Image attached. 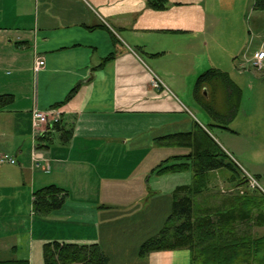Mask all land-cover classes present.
<instances>
[{"label": "crops", "instance_id": "obj_1", "mask_svg": "<svg viewBox=\"0 0 264 264\" xmlns=\"http://www.w3.org/2000/svg\"><path fill=\"white\" fill-rule=\"evenodd\" d=\"M149 1L0 0V95L13 97L0 110V152L17 160L3 169L0 165V171L13 169L19 183L29 184L32 191L51 184L67 191L60 209L37 219L38 238L32 237L31 219L24 253L15 241L11 247L2 246L0 256L6 257L0 259L44 264L42 245L57 241L98 243L112 264L110 254L139 251L141 243L157 233L170 214L174 189L190 184V170L152 173L155 182L146 189L143 177L156 167L158 152L165 151L157 140L189 132L196 123L209 125L202 122L210 118L206 111L202 121L191 111L198 105L193 94L196 79L218 69L240 89V70L264 50V39L253 48L262 25L254 34L253 23L245 18L248 0H166L162 8ZM38 60L44 65L34 71ZM153 78L159 87L152 85ZM33 108L57 110L71 138L64 143L57 132L49 140L35 138ZM35 148L43 157L37 168L31 160ZM168 150L175 151L172 155L184 153ZM225 151L244 173L261 179L251 170L255 165L248 156L249 169L237 154ZM132 172L135 181L130 180ZM135 182L138 195L129 190ZM237 189L225 180L223 170L214 171L198 200L208 204L205 210L212 204L215 214L221 210L216 206L238 205ZM163 197L169 202L166 218L142 220L139 227L146 222L149 227L139 237L124 236L117 229L118 214L110 215L114 205ZM236 229L239 234L263 230L253 222ZM188 252H151L143 258L137 254L127 264H188Z\"/></svg>", "mask_w": 264, "mask_h": 264}, {"label": "trees", "instance_id": "obj_2", "mask_svg": "<svg viewBox=\"0 0 264 264\" xmlns=\"http://www.w3.org/2000/svg\"><path fill=\"white\" fill-rule=\"evenodd\" d=\"M165 3L166 0L149 1L154 8H162ZM252 8L264 11V0H252ZM193 94L216 124L203 127L196 123L189 132L157 140L161 147L182 149L184 153L169 156L157 167L156 173L190 170L192 179L190 184L174 189L170 214L157 233L141 243L138 256L187 249L190 264H264V233L236 232V227L244 222H253L264 231V189L250 186L246 174L210 134V127L229 130L227 124L238 112L241 91L227 73L209 69L196 79ZM12 101L11 95H0V110ZM50 129L52 132L40 139L49 140L55 132L64 143L71 138L72 131L61 122L54 123ZM218 170H223L225 180L238 188L239 202L230 208L228 204L216 206L221 210L213 214L212 204L209 209H202L208 204L198 198L208 188L210 173ZM66 197L67 191L54 184L36 189L32 192V210L36 215L47 216L60 209ZM42 258L44 264H109L108 256L98 243L45 242ZM0 264L28 262L11 258L0 259Z\"/></svg>", "mask_w": 264, "mask_h": 264}, {"label": "rangeland", "instance_id": "obj_3", "mask_svg": "<svg viewBox=\"0 0 264 264\" xmlns=\"http://www.w3.org/2000/svg\"><path fill=\"white\" fill-rule=\"evenodd\" d=\"M249 6L250 1L248 0L245 18L246 21L248 20L253 23L254 34L257 32V28L260 29V25H262V30L258 31V37H253V48H255V46H259L264 39V11H251ZM240 71L243 73V76L237 77L238 82H240L238 85L241 89L240 110L236 117L228 121L227 124L228 127L235 130V132H229L218 127H210L211 135L223 149L237 154L243 167H248L245 163V160H247L245 157H249V163L251 164V162H253L255 167H248V169L251 168V170H255L261 175V179L257 180V185L264 189V69L259 71L251 64H248L245 66V69ZM198 105L192 107L191 111L198 120L202 121V118L207 116H204V110L200 108V105V107H198ZM202 122L204 124H216V122L212 121L210 118ZM162 148H164L165 151L161 153L158 152L157 165L154 167L156 170H158L157 167L163 161L168 159L169 156L175 152L168 150V147ZM132 162L134 163V168H136L138 162L135 161V158L132 159ZM1 166H3V169L6 167V164H1ZM154 168L151 172L149 170L143 177V181H145L143 183L144 186L146 185V189L150 188L155 182V176L153 175H158L153 171ZM39 170L41 172L42 169ZM39 170H36V172H39ZM187 171L190 173L189 170ZM187 171H182L180 174H184V172ZM152 173L154 174L152 175ZM252 176L257 178L255 174ZM137 178L136 173L132 172L130 180L135 181ZM137 185L138 184L135 182V185L131 186L129 190L131 193L138 195ZM218 185L220 184H217V186ZM32 192L29 184L25 185L23 182L19 183V174L13 169L0 171V211L1 209H5L0 213V250L2 246L11 247L16 241L19 252L21 254L24 253L27 248L28 237H30L29 234H31L32 230L30 227L31 219H35L32 237L38 238L41 228L37 223V219L42 216L36 215L33 210L32 212L30 210L32 208V203L31 198L29 200V196H32ZM165 199L166 198L163 197L161 201L159 200L157 202L151 200L153 201L151 203L148 201L143 203L142 200L128 205L116 204L110 209V215H115V213L118 214L117 229H121V233L124 236L130 238L135 236L139 237L141 232L149 227V223L146 222L147 225L144 228H140L139 223L142 220L147 221L149 220V216H152L156 221H161L162 218L167 217L165 208L168 207L169 202ZM263 233L264 231L261 230L254 234L260 235ZM10 253H12L11 250ZM137 254L138 251L131 252L130 249H128L126 252L110 255L112 256V264H127L128 262L131 263ZM0 257L5 258L6 255H1ZM188 264H190V260Z\"/></svg>", "mask_w": 264, "mask_h": 264}, {"label": "built area", "instance_id": "obj_4", "mask_svg": "<svg viewBox=\"0 0 264 264\" xmlns=\"http://www.w3.org/2000/svg\"><path fill=\"white\" fill-rule=\"evenodd\" d=\"M44 65L43 60H38L35 62L34 70L37 71L39 68H41ZM251 65L255 67L257 70H262L264 68V51H259L255 57L251 61ZM152 85L154 87H159L160 83L157 79H152ZM32 129L34 132V135H42L45 132H47V127L53 125L54 123L61 122L60 120V114L55 109H50L47 111H41L38 108L32 109ZM43 159L42 153L39 151L34 150L32 153V162L35 167H40L41 160ZM16 160L6 154V153H0V165L1 164H15ZM250 185L251 187H254L257 185V183L250 178Z\"/></svg>", "mask_w": 264, "mask_h": 264}]
</instances>
